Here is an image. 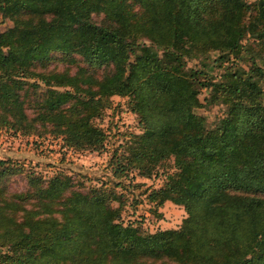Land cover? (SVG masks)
<instances>
[{
  "label": "trees",
  "instance_id": "1",
  "mask_svg": "<svg viewBox=\"0 0 264 264\" xmlns=\"http://www.w3.org/2000/svg\"><path fill=\"white\" fill-rule=\"evenodd\" d=\"M0 16L12 21L0 30V131L100 151L95 120L126 98L141 131L118 148L146 178L159 161L140 143L174 156L142 192L186 214L143 231L121 219V182L82 188L0 158V264H264V0H0ZM215 104L210 126L195 109ZM24 172L27 187L12 189Z\"/></svg>",
  "mask_w": 264,
  "mask_h": 264
},
{
  "label": "rangeland",
  "instance_id": "2",
  "mask_svg": "<svg viewBox=\"0 0 264 264\" xmlns=\"http://www.w3.org/2000/svg\"><path fill=\"white\" fill-rule=\"evenodd\" d=\"M247 1L253 2L254 0ZM10 27H12V21L0 16V30L6 31ZM210 55L211 60L207 72L216 76L221 71L218 63L213 61L217 53L212 51ZM258 63L264 67V61L259 60ZM242 65H245V61H242ZM198 66L197 59L187 63V67L191 69ZM207 94V89L201 91L200 98L203 103ZM126 101V98L113 96L109 106L103 110L102 116L95 120L106 135L104 148L100 151L72 149L64 146L60 137L49 134L24 136L3 129L0 131V158L11 159L14 163L21 165L25 172L32 171L44 178L58 171H65L72 175L82 188L100 186L103 183L113 187L115 183L121 182L124 187L116 186V190L126 193L127 203L121 215L124 223L139 224L143 231L149 232L157 229L178 228L186 215L184 209L170 201L157 205L149 204L146 201V194L142 192L146 188L150 190L163 184L165 172L172 169L174 156L166 151L153 152L146 144L140 143L139 145L147 155L159 161L156 171L150 178H146L139 176L135 170L129 169L128 152L118 148V145L130 142L141 131L137 117L130 111ZM223 109L222 105L215 104L204 105L195 111L205 116L211 126L222 115ZM115 149H118L117 155H123L121 164L124 170L128 171L127 176L123 175L121 178L114 177L112 174L114 164L111 159ZM25 172L10 179L12 189L22 191L27 187Z\"/></svg>",
  "mask_w": 264,
  "mask_h": 264
}]
</instances>
